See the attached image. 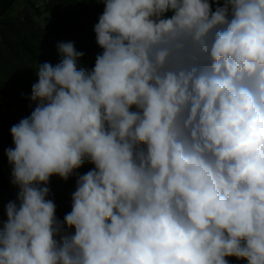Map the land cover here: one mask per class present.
Segmentation results:
<instances>
[{
  "label": "clouds",
  "instance_id": "obj_1",
  "mask_svg": "<svg viewBox=\"0 0 264 264\" xmlns=\"http://www.w3.org/2000/svg\"><path fill=\"white\" fill-rule=\"evenodd\" d=\"M95 2L94 67L60 42L10 128L0 264H264V0Z\"/></svg>",
  "mask_w": 264,
  "mask_h": 264
},
{
  "label": "trees",
  "instance_id": "obj_2",
  "mask_svg": "<svg viewBox=\"0 0 264 264\" xmlns=\"http://www.w3.org/2000/svg\"><path fill=\"white\" fill-rule=\"evenodd\" d=\"M15 1L18 0H2L0 6V193L9 201H17L19 189L12 183V166L5 150L14 147L11 126L29 116L36 107L37 102L30 99L32 85L38 79L34 71L39 63L55 66L60 62L62 57L57 49L60 42H73L78 51L85 53L78 67L91 70L95 57L102 52L93 28L104 9L95 0H40V6L26 2L21 12L10 16ZM42 14L47 15L44 27L35 21ZM171 14L166 13L165 17ZM93 167L85 160L75 172L82 175ZM76 178L75 174L67 181L55 175L50 177L48 198L54 200L56 217L61 221L71 211ZM227 259L229 264H247L243 259Z\"/></svg>",
  "mask_w": 264,
  "mask_h": 264
},
{
  "label": "rangeland",
  "instance_id": "obj_3",
  "mask_svg": "<svg viewBox=\"0 0 264 264\" xmlns=\"http://www.w3.org/2000/svg\"><path fill=\"white\" fill-rule=\"evenodd\" d=\"M26 2H31L35 7L41 5L40 0H18V1H15L13 3L12 8L9 12V15L10 16H16L18 12H21V10L24 7ZM98 5L100 7L104 6L103 3H99ZM46 20H47L46 14H42L38 17H35V21L41 27H44ZM8 202H9L8 198L3 193H0V226H2L4 222H6L7 217H6V213H5V206L7 205Z\"/></svg>",
  "mask_w": 264,
  "mask_h": 264
},
{
  "label": "flooded vegetation",
  "instance_id": "obj_4",
  "mask_svg": "<svg viewBox=\"0 0 264 264\" xmlns=\"http://www.w3.org/2000/svg\"><path fill=\"white\" fill-rule=\"evenodd\" d=\"M2 5V0H0V6Z\"/></svg>",
  "mask_w": 264,
  "mask_h": 264
}]
</instances>
